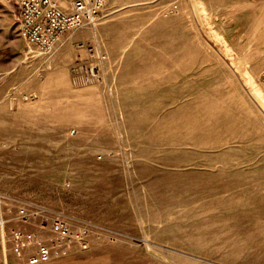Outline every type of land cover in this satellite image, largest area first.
I'll use <instances>...</instances> for the list:
<instances>
[{
  "label": "rangeland",
  "instance_id": "rangeland-1",
  "mask_svg": "<svg viewBox=\"0 0 264 264\" xmlns=\"http://www.w3.org/2000/svg\"><path fill=\"white\" fill-rule=\"evenodd\" d=\"M263 107L264 0H107L52 54L0 0V264H264Z\"/></svg>",
  "mask_w": 264,
  "mask_h": 264
},
{
  "label": "built area",
  "instance_id": "built-area-1",
  "mask_svg": "<svg viewBox=\"0 0 264 264\" xmlns=\"http://www.w3.org/2000/svg\"><path fill=\"white\" fill-rule=\"evenodd\" d=\"M19 22L23 36L44 53L52 54L62 38L69 33L94 27L101 19L107 6V0H18ZM76 82L89 84L102 80L104 72V57L97 55V63L92 66L77 65ZM5 199L0 194V201ZM21 216L27 220V215L21 210ZM6 221L0 217V231ZM59 232L66 231L56 224ZM16 251L21 254L29 245L36 241L33 234L21 230L14 232ZM40 257L47 259L48 251L41 249ZM40 257L30 260V264H38Z\"/></svg>",
  "mask_w": 264,
  "mask_h": 264
},
{
  "label": "bare ground",
  "instance_id": "bare-ground-1",
  "mask_svg": "<svg viewBox=\"0 0 264 264\" xmlns=\"http://www.w3.org/2000/svg\"><path fill=\"white\" fill-rule=\"evenodd\" d=\"M259 100V99H258ZM264 108V107H263ZM196 170V169H195ZM245 210V209H244ZM238 212V211H235ZM228 216V215H227ZM264 217V216H263ZM200 219V218H199ZM205 219V218H204ZM198 220V219H197ZM201 220V219H200ZM198 222V221H197ZM249 222V221H248ZM256 224V223H255ZM242 227V226H241ZM248 230V229H247ZM220 234V233H219ZM225 234V233H224ZM249 234V233H248ZM234 235V234H233ZM234 237V236H233ZM236 246V245H235ZM251 251V250H250ZM200 259V258H199ZM202 259V258H201ZM253 260V259H252Z\"/></svg>",
  "mask_w": 264,
  "mask_h": 264
}]
</instances>
